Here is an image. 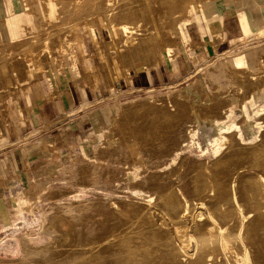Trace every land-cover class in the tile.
I'll return each mask as SVG.
<instances>
[{"label": "rangeland", "instance_id": "1", "mask_svg": "<svg viewBox=\"0 0 264 264\" xmlns=\"http://www.w3.org/2000/svg\"><path fill=\"white\" fill-rule=\"evenodd\" d=\"M34 1L40 4L35 7L38 19L45 13L44 6L49 10L46 20H35L34 36L19 48L24 53L0 46L2 59L4 55L14 65L0 82V96L5 92L10 97L0 98V111L34 84L52 89V97L57 98L68 87L75 93L89 81L96 100L87 115L77 120L80 125L47 127L37 134L14 131L9 147L0 151L7 152L0 156V264H52L30 256L42 247L51 249L55 264H80L82 252L62 248L57 230L49 228L56 213L73 223L78 243L105 241L99 264H128L129 251L120 243L110 248L107 240L121 225L131 223L118 216V204L129 202L137 204L138 215L148 214L136 221H150L164 234L158 238L166 247L145 251L146 264H199V254L207 247L213 249L207 264H264V237L259 235L264 228V177L261 187L241 182L250 171L259 175L252 169H241L242 177L232 181L208 176L193 179L195 164L212 163L264 140L260 142L264 56L257 58L252 69L240 64L234 73L224 70L231 59L264 49V24L248 31L240 23L250 13V3L228 10V2L222 0L207 8V0H187L170 10L169 0H106L104 7L85 9L81 18L67 13L64 19L56 1ZM148 3L159 20L135 22L134 14L127 11L129 4L142 14ZM183 11L189 12L184 25ZM172 22L176 56L133 65L128 52L144 36L163 33ZM91 27L96 28L99 44ZM42 30L51 33L45 36L51 41L38 40ZM54 34L63 40L79 37L81 47L54 56L48 49ZM103 41L110 43L106 66L99 48ZM210 45L216 48L214 54ZM22 62L27 66L23 68ZM142 65L149 67L140 72ZM247 70L257 74L252 78L257 82L248 88L240 83L244 90L237 85L235 73L247 77ZM88 73L93 76L85 78ZM83 121L85 129L79 127ZM0 134H4L1 128ZM183 155L188 159L179 163ZM37 182L38 188L28 189L27 185ZM165 194L173 202L161 205ZM223 205L230 207L228 213L220 210ZM229 223L238 227L231 231ZM197 229L203 234H196Z\"/></svg>", "mask_w": 264, "mask_h": 264}, {"label": "crops", "instance_id": "2", "mask_svg": "<svg viewBox=\"0 0 264 264\" xmlns=\"http://www.w3.org/2000/svg\"><path fill=\"white\" fill-rule=\"evenodd\" d=\"M54 1L57 2L59 13L64 19H66L67 16L69 15L67 13L75 14V16L81 18L84 16L85 9L93 8L95 10L97 6L104 7L105 5H107L105 3L106 0L103 1L85 0V4H82L81 1L83 0H42V2H47V3L48 2L53 3ZM222 1L228 2L227 4L228 10H232L231 8L234 6L236 7V9H239L244 5H246L247 3H250L249 5L250 13L246 14L240 19L241 26H244L248 31L259 30L260 27L264 24V0H222ZM31 2H34V4H31ZM216 2L219 3L218 0H207L204 3V8H207L206 6ZM39 6L40 4L38 5V3H36V1L34 0H0V46L5 45L9 47L7 49L9 52L10 50H12L11 47L21 48V45H23L24 42L29 37L31 38L32 36H34L33 32L36 31L35 20L37 19L39 20V22L40 20H44L45 13L47 14L49 10L48 7L44 6L45 13L43 11V13L40 15L42 16V18L38 19L40 18L38 15L39 11L35 7H39ZM31 8H34L35 10L33 11ZM183 13H184V18L182 24L184 25L185 19L189 15V12H187L188 14H186V11H183L181 14ZM229 15L231 14H228L227 16ZM93 16L94 14L90 17ZM105 16L106 14L103 15L102 17L104 18ZM86 18H89L88 15L85 16V19ZM174 26H175V22L171 27L167 25L164 28V32L163 33L161 32L162 34L166 35L167 42L161 48L160 53L157 54L159 57L157 56L156 59L151 60L152 61L151 64L157 59L163 61L165 57L173 58L176 56L175 37H174L175 32L173 30ZM95 29L96 28L91 27L90 29L91 35L94 37L95 42L99 44V41L96 40L98 38L96 34L98 33L95 32ZM37 35L47 36V35H51V33L42 30ZM202 37H203L202 40L206 41L205 37H207V34L202 35ZM214 38L212 36L211 39L214 40ZM219 38H220L219 45L221 46L223 41L221 37ZM76 46L81 47V39L79 37H76L72 40H67V39L63 40L62 38L57 37L55 35V41L50 46H48L49 47L48 49L54 52V56H57V54H59V52H62L63 50H68L71 53L76 48ZM210 46L212 47L211 54L212 53L214 54L216 48H214L212 45ZM99 48L102 49L100 55L102 56L101 59L103 61V65L106 66L108 63L106 62L105 64L104 61L106 60L105 56L107 54L109 58L110 43H108L107 41L106 42L103 41V44L100 45ZM10 52H13V50ZM105 53L107 54L105 55ZM211 54L208 55L210 56ZM259 56L261 57L264 56V49L257 51H250L243 57L237 59H231L230 60L231 63L228 65V68H224V70H229V72L234 73L236 72V70H234L233 68L240 64L242 65L244 64L243 67L250 66V69H252V67L257 65V58ZM143 67L145 68L149 66L142 65L141 70H139L140 72L144 70ZM247 71H248V73L246 74L247 77H239L235 73L236 76L235 81L237 82V85L241 83L248 88L250 84L252 83L254 84L255 82H257V81L254 82L252 79L257 74L251 72L250 70ZM92 76L93 75H91V73H88L85 78L87 77L90 78ZM89 84H90L89 81L84 83L82 89L79 90L77 89L78 91H76L75 93L73 92V89H71V87H68L66 94L59 95V97L57 98L52 97V93H53L51 92L52 89L51 91H48L41 84H34L28 87V89L25 88L23 92L16 98L11 97L14 100H11L9 104H7L3 109H1L2 111H0V114L2 115V118L0 120V128L4 132L3 136H1L2 134H0V140H1L0 151H5V149L9 147L7 143L8 141L11 140L10 139L11 134L14 133V131H21L22 129L24 131H30L37 134L41 132L42 129L47 127L58 129L59 127L62 128V126L64 127L67 126L66 129H68L69 126H74L75 124L80 125V122H78L77 120L82 119V117L87 115L88 110L95 105L96 90H94V88H90ZM240 87L244 89L243 86ZM76 98L77 100L79 99L78 103L74 102V99ZM84 99H86V102L83 101ZM126 108H132V107H125L124 109ZM121 111H123V109ZM73 115L75 116V118L72 117ZM86 124L87 122L83 121L82 127L81 126L79 127L81 129H85L86 127L84 126ZM263 137H264V132L260 139V142L263 140ZM237 144L239 143L237 142ZM6 153L7 152H1L0 156ZM185 158L187 157L183 155L179 160V163L187 161ZM199 163H204V162H199ZM38 185L39 182L27 186L28 189H30V188H38Z\"/></svg>", "mask_w": 264, "mask_h": 264}, {"label": "bare ground", "instance_id": "3", "mask_svg": "<svg viewBox=\"0 0 264 264\" xmlns=\"http://www.w3.org/2000/svg\"><path fill=\"white\" fill-rule=\"evenodd\" d=\"M169 2H171L170 10L171 8L173 10V8L183 6L182 3L184 4L185 2H187V0H169ZM169 2L167 1V5ZM143 6L144 4H141L140 8H142ZM145 6L146 7L142 12V14L136 13V11H134L135 8L132 7L130 4L129 7L127 8V11L128 13L134 14L133 16L135 22L138 18L141 20L150 19L151 21H158L160 15L152 10L153 6L149 3L145 4ZM38 40L51 41L49 37H45L41 35L38 36ZM31 42L32 41H29V43ZM166 42H167L166 35L159 33V31L156 34H147L139 41L136 47L132 48L128 52L129 55L128 58H131L133 65H137V64L140 65L141 63L149 62L152 59H156V54L160 53L161 48L163 47V45L166 44ZM4 48L8 49L9 47L4 46ZM11 48L14 53H20V54L24 53V51H20L19 48L16 47H11ZM6 59L7 57H5L4 55H3V59L0 56V82L3 75L9 73L14 67V65L10 61H7ZM20 64L23 68L27 66L25 62H22ZM4 93L5 92H3L0 96L2 101H5V98L7 99L9 97V96H4L3 95ZM6 95H8V92L6 93ZM234 162H238V164H235ZM194 167H195L194 168L195 175L193 176L194 180H197L202 176H208V177H215V179L221 181L222 180L225 181V179H227V181L235 180L236 178H238V176L242 177L240 172L241 169H250V170L252 169L259 175H253L251 174L250 171V174H247L241 178V182L244 184H250L251 186L254 187L256 185L261 187L262 176L264 177V140L260 144L253 147H249L246 149L238 148L235 154L228 155L227 153V156L225 158L222 157L215 162L212 163L205 162L199 165L195 164ZM176 172H178V170L175 171V173ZM197 173L198 175H196ZM161 182L162 181H160V183ZM242 186L243 185H241L240 187ZM172 202H173V197L168 196V194H165L163 198L160 199L159 204L163 205L164 203H172ZM136 205L137 204H135L134 202H129L125 205L118 204V208H119L118 216L122 218L123 216L124 218L126 217L131 221V223H129L126 227H124L125 225H121L120 228L114 231V235L111 237L110 240H107V242H109L108 246L110 248H116V246L120 243L121 246H123V248H126L129 251L128 254L130 258V263L128 264H146L147 257L144 252L149 250V248L151 247H156V248L166 247V244H164L163 240L160 241L158 238V235L164 237V234L158 233L159 229L157 227H152V225H150V221L141 222V223L136 221V220H142L144 216L148 215V214L138 215L139 208H137ZM220 210L223 213H228L230 207L223 205L221 206ZM147 225L150 226L146 227ZM226 225L231 231L235 230V228L238 227L237 223L236 224L229 223ZM262 225H264V219L262 221ZM140 226H144L146 227V229L141 230ZM49 228H53L57 230V234L59 235V241L63 243L62 248H65V250L67 249V251H71V250L74 251V249L75 250L79 249V251L82 252L81 253L82 255L78 256V262L80 264H99V251L100 248H102V244H104L105 241H99L96 239H92V240L84 239L83 241H81L82 244L78 243V235L75 226L66 216H64L61 213H56V215L53 217L51 221ZM196 234L198 235L203 234V231L201 229H197ZM259 235L260 237L261 236L264 237V228L259 229ZM208 241L211 242V239L205 240V242ZM94 251L96 253H92ZM212 252L213 249L207 247L205 251L200 253L198 257L199 264H207L208 256H210ZM30 256L43 263L46 262V263L55 264V257L53 256L51 249H49L48 247H42L41 249L34 250L30 253ZM173 263L174 261L171 262V264ZM226 264H232V263L230 261H227ZM251 264H261V263L254 261V263Z\"/></svg>", "mask_w": 264, "mask_h": 264}]
</instances>
